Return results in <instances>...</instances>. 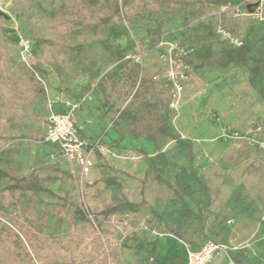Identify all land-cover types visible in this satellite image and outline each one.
<instances>
[{
  "label": "rangeland",
  "instance_id": "1",
  "mask_svg": "<svg viewBox=\"0 0 264 264\" xmlns=\"http://www.w3.org/2000/svg\"><path fill=\"white\" fill-rule=\"evenodd\" d=\"M237 1L210 4L195 14L188 6L162 20L83 29L76 39L82 53L72 65H80L78 77L67 81L66 75L37 71L42 93L27 102L15 100L19 115L0 127V160L6 157L18 173L34 169L44 175V167L52 166L54 194H39L34 215L45 221L40 230L21 220L14 205L0 207V264H185L187 249L207 240L225 246L208 264H264V24L221 11L223 4ZM59 3L0 0V10L10 17L1 23L10 64L21 60L20 38L33 48L37 37L57 36L49 26ZM218 26L247 39L246 65L219 68L197 60L186 70L181 56L199 47L198 31L213 33ZM225 43L219 36L213 50L221 51ZM29 59L36 63L33 53ZM116 64L145 78L148 92L134 98L136 87L106 79ZM180 73L185 77L178 80ZM99 82L110 108L94 90ZM4 91L0 83V109ZM48 98L58 112L76 103L77 136L99 146L87 175L57 160L45 141ZM129 99L155 102L158 114L167 113L161 131L152 127V138L119 137L114 125ZM140 149L151 159V170ZM154 169H160V180L152 178ZM110 175L120 190L98 191L97 179ZM177 175L174 197L168 186ZM144 178L149 209L124 208L101 220L94 216L114 193L139 202ZM69 195L78 200L76 214L53 208ZM27 199L20 201L24 205ZM4 236L16 243L14 252Z\"/></svg>",
  "mask_w": 264,
  "mask_h": 264
},
{
  "label": "trees",
  "instance_id": "2",
  "mask_svg": "<svg viewBox=\"0 0 264 264\" xmlns=\"http://www.w3.org/2000/svg\"><path fill=\"white\" fill-rule=\"evenodd\" d=\"M120 1V2H119ZM226 0H60L55 10L50 12L51 25L50 29L57 34L53 38L37 37L34 41L32 53L35 56L36 63L26 65L19 61L17 65H12L7 57L6 49L2 44L4 26L2 22L9 20V15L0 10V83L4 86V93L1 97L2 106L0 109V127H5L10 121L19 115L15 107V100L27 102L30 98L42 93V82L37 80L35 73L39 70L44 75L54 71L58 78H64L69 81L81 74L80 65H73L75 54L82 53V44L76 42L77 37L83 29H100L102 27L116 25L117 23L128 21L130 23L141 22L149 18L165 19L171 13L185 10L189 6L191 14L202 11L210 4H220ZM263 24V23H260ZM61 36V37H59ZM219 35L216 32H206L199 30L195 36V41L200 43L199 47L191 54L187 53L182 56V60L188 65H195V62L207 61L219 68H227L230 65H246L247 57L244 47L247 45V39L242 40V44L233 47L225 43V46L219 52L213 50L212 45L217 42ZM223 42V41H221ZM121 64V63H120ZM116 64L108 72L106 79L113 80L117 83L121 80L122 84H131L136 87L133 96L136 98L143 93H147L151 87L150 83L142 77L124 71L122 65ZM48 68V70H47ZM50 68V69H49ZM118 79V80H117ZM59 89L60 86H58ZM103 99V105L106 108L111 107L108 101V94L105 93V86L97 83L94 89ZM146 118V123L143 118ZM115 123L116 131L120 138L130 135L135 138L146 137L152 138L154 130L159 132L167 119V113L158 114L156 112L155 102L142 100L136 102L129 99L118 111ZM119 122L124 123L120 126ZM142 152L146 169L151 170V159L147 157L146 152ZM0 160V207L9 204L14 205L18 217L28 225H33L38 230L42 228L45 221L37 220L35 205L39 201V194L45 193L53 195L50 183L54 180L50 174L52 166L44 167V175L32 169L27 172L18 173L12 166L7 165V158ZM43 175V176H42ZM160 169L153 170V177L160 180ZM177 175L174 183L169 184V193L174 197L178 190ZM100 183L98 191L107 187L114 190H120V183L114 175L97 179ZM140 188L141 200L139 202L130 201L121 195L114 193L107 199L102 200L101 208L96 210L94 216L100 220L108 215L124 208L144 207L150 208L144 197V188L147 185L146 179H142ZM21 197H27V202L23 205ZM54 203L53 208L56 210L67 209L76 214L79 210L78 200L75 196L60 198ZM4 205V206H3ZM98 220L97 222H99ZM7 247L15 251L16 243L10 238L4 236Z\"/></svg>",
  "mask_w": 264,
  "mask_h": 264
},
{
  "label": "built area",
  "instance_id": "3",
  "mask_svg": "<svg viewBox=\"0 0 264 264\" xmlns=\"http://www.w3.org/2000/svg\"><path fill=\"white\" fill-rule=\"evenodd\" d=\"M221 11L228 12L234 19L247 17L252 21L264 24V0H241L229 5L223 4ZM216 33L228 45L237 47L242 44L241 40L237 39L224 27L218 26ZM18 46L21 61L26 65L32 64L29 59V56L32 54V46L29 39L20 38L18 40ZM183 64V67L187 70L189 65L185 62ZM36 73L35 76L37 77ZM183 77H185L184 73H180L178 80ZM38 80L43 83V80ZM178 80H175V84L176 88L180 90ZM54 103V99L48 98L44 139L53 146L54 156L57 160L63 159L75 168L81 176L87 175L93 165V153L98 149L100 150V148L96 144L87 145V142L82 137L77 136L75 130L76 103H70L68 110L65 112L56 111L54 109ZM260 144L264 145V139L261 140ZM224 248L225 246L222 243L207 240L196 249H187L185 253V264H208L212 256Z\"/></svg>",
  "mask_w": 264,
  "mask_h": 264
},
{
  "label": "crops",
  "instance_id": "4",
  "mask_svg": "<svg viewBox=\"0 0 264 264\" xmlns=\"http://www.w3.org/2000/svg\"><path fill=\"white\" fill-rule=\"evenodd\" d=\"M152 178H154V177H152ZM161 178H162V176H161ZM160 178V179H161ZM155 179V178H154ZM156 180H158V179H156ZM142 181V180H141ZM145 195V194H144ZM200 245H197V246H192L191 248H193V249H196V248H198Z\"/></svg>",
  "mask_w": 264,
  "mask_h": 264
}]
</instances>
